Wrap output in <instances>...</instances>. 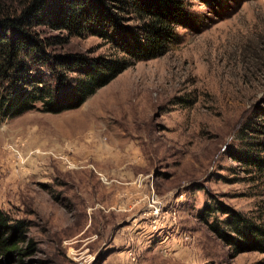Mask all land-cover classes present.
Instances as JSON below:
<instances>
[{
	"label": "rangeland",
	"instance_id": "1",
	"mask_svg": "<svg viewBox=\"0 0 264 264\" xmlns=\"http://www.w3.org/2000/svg\"><path fill=\"white\" fill-rule=\"evenodd\" d=\"M186 10L176 44L79 108L0 114V211L25 240L0 264H264L233 256L199 218L220 202L264 220V0ZM69 52L107 47L75 38ZM23 60L0 98L50 77Z\"/></svg>",
	"mask_w": 264,
	"mask_h": 264
},
{
	"label": "trees",
	"instance_id": "2",
	"mask_svg": "<svg viewBox=\"0 0 264 264\" xmlns=\"http://www.w3.org/2000/svg\"><path fill=\"white\" fill-rule=\"evenodd\" d=\"M186 6L187 0H0V80L14 85L16 78L9 73L23 59L39 61L50 72L46 79L36 77L31 90L0 98V114L13 111L18 116L35 109L58 114L79 108L134 61L158 58L176 44V29L189 19ZM42 28L57 34L41 39L37 30ZM88 37L99 39L107 54L69 52L72 39ZM48 49L59 52L46 54ZM199 218L233 256L264 255L263 219L220 202L206 206ZM21 224L12 226L0 211V254L21 256Z\"/></svg>",
	"mask_w": 264,
	"mask_h": 264
},
{
	"label": "bare ground",
	"instance_id": "3",
	"mask_svg": "<svg viewBox=\"0 0 264 264\" xmlns=\"http://www.w3.org/2000/svg\"><path fill=\"white\" fill-rule=\"evenodd\" d=\"M90 143V142H89ZM110 162V161H109ZM108 162V163H109ZM114 162V161H113ZM112 163V162H111ZM116 163V162H115ZM107 164V163H106ZM71 170H74L75 172L74 173H77V171H86L87 169L86 168H83V167H81V168H78V169H75L74 168V166L72 165L71 166ZM103 177V176H102ZM103 179V178H102Z\"/></svg>",
	"mask_w": 264,
	"mask_h": 264
}]
</instances>
